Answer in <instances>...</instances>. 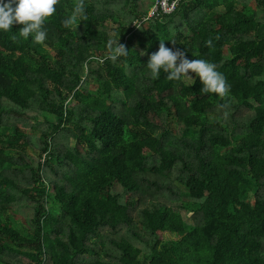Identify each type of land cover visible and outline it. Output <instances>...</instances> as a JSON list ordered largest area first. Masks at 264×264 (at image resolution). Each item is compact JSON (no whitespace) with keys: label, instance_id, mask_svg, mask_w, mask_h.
<instances>
[{"label":"trees","instance_id":"16d2710c","mask_svg":"<svg viewBox=\"0 0 264 264\" xmlns=\"http://www.w3.org/2000/svg\"><path fill=\"white\" fill-rule=\"evenodd\" d=\"M76 3L0 32V264H264V0ZM162 40L229 94L152 79Z\"/></svg>","mask_w":264,"mask_h":264},{"label":"clouds","instance_id":"9594fccd","mask_svg":"<svg viewBox=\"0 0 264 264\" xmlns=\"http://www.w3.org/2000/svg\"><path fill=\"white\" fill-rule=\"evenodd\" d=\"M58 0H0V32L7 33L13 24H21L19 35L27 40L31 35L37 44H43L47 39L45 21L56 11ZM86 19L85 0H77L71 14L63 21L65 27L78 25L77 21ZM16 37L13 36V39ZM175 44L174 41H172ZM212 41H206L211 46ZM128 51L118 40L114 41L110 60L126 56ZM152 79H158L161 71L167 74L170 81H179L182 77H190L189 72L195 73L201 81L204 93H214L223 98L230 92V84L223 73L217 71L215 63L206 59H188L184 50L168 47L161 41L158 51L151 54L147 63ZM194 83V79H193ZM223 107V105H221Z\"/></svg>","mask_w":264,"mask_h":264},{"label":"built area","instance_id":"2783aa9c","mask_svg":"<svg viewBox=\"0 0 264 264\" xmlns=\"http://www.w3.org/2000/svg\"><path fill=\"white\" fill-rule=\"evenodd\" d=\"M184 0H155L154 5L149 10L146 17L142 18V21L138 22L139 24L143 21H146L149 18L160 16L163 14H170L174 12L179 4Z\"/></svg>","mask_w":264,"mask_h":264},{"label":"rangeland","instance_id":"374dc122","mask_svg":"<svg viewBox=\"0 0 264 264\" xmlns=\"http://www.w3.org/2000/svg\"><path fill=\"white\" fill-rule=\"evenodd\" d=\"M171 238H174V236H171V235H168V234L164 235V239H171Z\"/></svg>","mask_w":264,"mask_h":264}]
</instances>
